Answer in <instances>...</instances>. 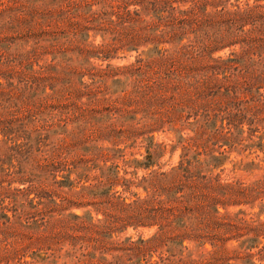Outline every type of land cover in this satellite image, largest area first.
Segmentation results:
<instances>
[{
	"label": "rangeland",
	"instance_id": "1",
	"mask_svg": "<svg viewBox=\"0 0 264 264\" xmlns=\"http://www.w3.org/2000/svg\"><path fill=\"white\" fill-rule=\"evenodd\" d=\"M141 3L0 0V264H264V90L234 130Z\"/></svg>",
	"mask_w": 264,
	"mask_h": 264
},
{
	"label": "trees",
	"instance_id": "2",
	"mask_svg": "<svg viewBox=\"0 0 264 264\" xmlns=\"http://www.w3.org/2000/svg\"><path fill=\"white\" fill-rule=\"evenodd\" d=\"M141 4L153 18L150 24L158 26L160 32L158 38H148L149 41L181 45L178 54L182 56L187 47L191 59L199 61L194 89L205 105L214 68L202 67L205 62L201 61L212 60L214 52L229 50L226 58L212 61L218 63L217 70H222V80L218 81L226 83L223 94L226 109H241L242 119L233 126L237 130L246 122L248 109L243 107L249 105L256 91L264 90V0H142ZM226 117L228 121L235 118L230 114ZM199 127H209L213 136L226 138L210 125ZM199 127L196 125V132Z\"/></svg>",
	"mask_w": 264,
	"mask_h": 264
}]
</instances>
